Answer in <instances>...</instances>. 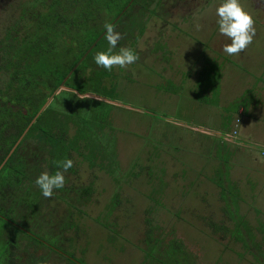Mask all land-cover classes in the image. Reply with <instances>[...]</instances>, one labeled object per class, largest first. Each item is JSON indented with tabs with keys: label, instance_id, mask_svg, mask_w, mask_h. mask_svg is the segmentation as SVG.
Returning <instances> with one entry per match:
<instances>
[{
	"label": "rangeland",
	"instance_id": "obj_1",
	"mask_svg": "<svg viewBox=\"0 0 264 264\" xmlns=\"http://www.w3.org/2000/svg\"><path fill=\"white\" fill-rule=\"evenodd\" d=\"M223 2L0 0V264H264V0H240L239 56ZM106 22L140 57L127 69L94 62ZM39 60L68 69L56 88ZM66 158L44 198L36 178Z\"/></svg>",
	"mask_w": 264,
	"mask_h": 264
},
{
	"label": "clouds",
	"instance_id": "obj_2",
	"mask_svg": "<svg viewBox=\"0 0 264 264\" xmlns=\"http://www.w3.org/2000/svg\"><path fill=\"white\" fill-rule=\"evenodd\" d=\"M215 11L219 34L230 41L223 45L222 51L229 56H239L252 44L256 35L253 16L245 10L240 0H224ZM104 29L109 47L106 51L95 54L94 62L98 67L110 72L113 68L127 69L128 66L139 61V55L131 48L121 47L115 51L123 36L115 30L114 25L106 22ZM56 163L60 170L55 171L54 174L44 171L35 180V184L46 199L52 198L55 190L65 186V173L74 164L72 159L67 158Z\"/></svg>",
	"mask_w": 264,
	"mask_h": 264
},
{
	"label": "trees",
	"instance_id": "obj_3",
	"mask_svg": "<svg viewBox=\"0 0 264 264\" xmlns=\"http://www.w3.org/2000/svg\"><path fill=\"white\" fill-rule=\"evenodd\" d=\"M36 52H37V49L34 52H29L28 53V56H32L33 53L35 54ZM15 54H18V51H16ZM39 61L43 65V67L46 69V71L48 72V75H49L50 81L52 83V86L54 88H56V86L62 81V79L64 78L65 74L68 72V69L65 68V67L63 68L62 67V64H60L57 61H51V62L48 61L47 63L49 65H47V66H45V64L41 60H39ZM30 67H36V66L31 65ZM39 70H40V68H39ZM93 71H92V75L93 76L84 78L86 81L87 80H95V78H99L100 77L101 72L99 73L98 71H94V74H93ZM76 77H78V76L76 75ZM82 84L83 83L78 84V85H72V88L71 89L74 90V92L77 93L78 95H82L84 93V87H82ZM49 142H50V145L51 146H55V141L54 142L53 141H49ZM23 143L24 142H22L21 144H23ZM36 146H40V145L37 144ZM16 154H17V151L14 150L13 153H12V155H10V157L8 158V160L4 164V168L5 169L7 168L8 171H12L13 170L12 169L14 167L13 160H14ZM33 154L36 156V153H33ZM6 178L7 177H0V182L3 183L6 180ZM0 222H1L0 223V243H3L4 244L5 242H7V241H9L11 239V235L16 230V227L13 224H11V223L4 222V223H6L7 225L10 226V227H5L4 225H2V222L3 221L0 220Z\"/></svg>",
	"mask_w": 264,
	"mask_h": 264
},
{
	"label": "crops",
	"instance_id": "obj_4",
	"mask_svg": "<svg viewBox=\"0 0 264 264\" xmlns=\"http://www.w3.org/2000/svg\"><path fill=\"white\" fill-rule=\"evenodd\" d=\"M250 60L255 64L256 60L254 58H251ZM249 69L250 70L243 69V71H251V70H253L250 67H249ZM250 78L253 81L255 80V78H260V79L262 78L259 84H260L261 87H264V72H262V70L260 72H258L256 75H254V76H252ZM249 102H252V103L255 104L253 107L251 105L250 109H251L252 112H256V113H259L260 115L264 116V96H263L262 99H256V97H254L252 100H249Z\"/></svg>",
	"mask_w": 264,
	"mask_h": 264
}]
</instances>
